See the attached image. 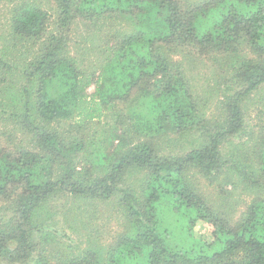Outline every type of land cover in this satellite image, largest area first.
Here are the masks:
<instances>
[{"label":"trees","instance_id":"16d2710c","mask_svg":"<svg viewBox=\"0 0 264 264\" xmlns=\"http://www.w3.org/2000/svg\"><path fill=\"white\" fill-rule=\"evenodd\" d=\"M44 1L0 0V264H264V125L251 149L230 142L246 133L243 101L264 88V0ZM201 58L240 88L219 117L208 96L221 88L199 95L186 74ZM104 117L114 136L89 134ZM196 133L200 146L160 156ZM131 169L138 186L120 188ZM237 191L252 200L235 219ZM64 198L93 213L115 204L106 253L46 254L49 209ZM198 223L210 239L194 237Z\"/></svg>","mask_w":264,"mask_h":264},{"label":"rangeland","instance_id":"374dc122","mask_svg":"<svg viewBox=\"0 0 264 264\" xmlns=\"http://www.w3.org/2000/svg\"><path fill=\"white\" fill-rule=\"evenodd\" d=\"M44 1V0H43ZM44 7H46L50 14H54V11L50 10L49 5L44 1ZM47 4V5H46ZM55 5V4H54ZM7 6L0 5V52H6V42L4 40V35L7 34ZM74 35V39H76ZM16 53V52H15ZM0 55H2L0 53ZM177 59V58H176ZM182 57H178V60ZM202 58L198 59L192 65L186 64L185 70L190 82L194 87L195 91L199 95L204 94V91H208L210 86L217 84L221 89L217 92L214 91V94H210L209 98V108L210 111L207 112L208 116H218L221 114L223 107L226 104L220 102L224 101V94L235 95L239 91V86L235 84V81L231 80L230 75H226L223 78L220 77L221 71L213 66L201 64ZM94 92V86L90 87L88 93L92 94ZM213 92V91H212ZM211 92V93H212ZM242 105L246 108L245 111V131L246 133L242 134L240 137H230V142L234 143H245V147L252 148L257 140L260 138L259 132L261 131L262 125H264V88L261 89L258 93L253 92L248 99L243 101ZM102 120V125L105 126L104 129L101 127H90L89 134H98L101 136V133H108L112 125L115 124L113 119L104 117ZM12 126H10L11 128ZM110 127V128H109ZM16 135L19 130H12ZM11 131V132H12ZM116 131V130H115ZM261 133V132H260ZM112 138L115 134L109 132L106 135H109ZM249 135V136H248ZM18 139L23 138L22 133L16 135ZM98 139V137H97ZM203 142L201 133H196L189 137L184 138L179 146L174 149V147H166L164 152L160 153V156H168L170 152L175 151V155H184L196 147L200 146ZM118 143V142H117ZM115 143L114 145H116ZM113 145V146H114ZM98 143L96 144V149ZM233 147L225 144L223 147L224 154H229ZM93 149V148H92ZM94 151V150H92ZM254 158V156H253ZM252 158V159H253ZM84 165L86 163H82ZM82 167V166H81ZM89 168V165L86 166ZM80 168V167H79ZM141 174L135 169H131L129 173L125 175L123 182L120 184V188L127 189L132 185L138 186ZM201 188L204 192V195L208 197L211 201L218 199L219 193L217 189L210 187L207 182L201 180ZM226 189L230 191L231 186H227ZM235 200L238 205L234 212L235 219H238L242 212L246 210L247 205L251 202V197L249 195H240L239 191L235 193ZM52 212L53 219L50 220L47 224L49 227L47 230L54 235V242L45 246L47 250L46 254L53 257L54 263H60L62 259H68L72 255L84 253L85 251L93 250L96 253H106L108 246L113 245L117 237L116 233L119 230L120 220L117 216V210L115 204L110 203H99L96 209V212L93 213L90 208L79 209V203L77 201H72L71 199H62L59 201H54L51 204L49 209ZM70 212V213H69ZM65 213H68L67 215ZM172 214L165 216L166 221H173L174 226L176 227L177 239L180 240L182 246H187L188 240H186L184 232H180L182 225L178 219ZM172 225V224H171ZM194 237L196 238H211V231L208 225L204 223H198L194 229ZM40 238V236H39ZM38 240V238H37ZM40 241V239H39ZM40 250H38L39 252ZM34 254L33 259L36 258ZM55 257V258H54ZM1 264H8L7 262H1ZM28 264H33L32 262Z\"/></svg>","mask_w":264,"mask_h":264}]
</instances>
